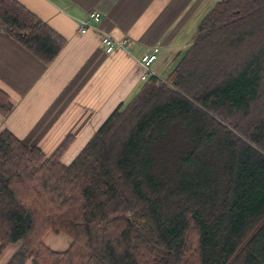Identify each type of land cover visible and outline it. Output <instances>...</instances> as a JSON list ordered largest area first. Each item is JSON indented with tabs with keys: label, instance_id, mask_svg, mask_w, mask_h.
<instances>
[{
	"label": "trees",
	"instance_id": "trees-1",
	"mask_svg": "<svg viewBox=\"0 0 264 264\" xmlns=\"http://www.w3.org/2000/svg\"><path fill=\"white\" fill-rule=\"evenodd\" d=\"M0 30L47 64L66 42L17 0H0ZM192 41L68 164L71 138L47 154L0 130L7 264H264V0H219Z\"/></svg>",
	"mask_w": 264,
	"mask_h": 264
},
{
	"label": "crops",
	"instance_id": "crops-1",
	"mask_svg": "<svg viewBox=\"0 0 264 264\" xmlns=\"http://www.w3.org/2000/svg\"><path fill=\"white\" fill-rule=\"evenodd\" d=\"M17 1L66 42L47 64L0 30V89L12 104L8 114L0 111V130L12 131L47 154L71 138L61 156L68 164L143 82V55L158 45L160 53L152 69L170 71L175 57L190 46L201 20L219 0ZM92 10L101 12V22L82 33L80 21ZM106 33L125 47L107 53L102 43ZM57 234L51 242L45 237V242L52 249L65 250L72 239ZM19 246L9 245L0 255V264H7ZM25 264L33 263L29 259Z\"/></svg>",
	"mask_w": 264,
	"mask_h": 264
},
{
	"label": "built area",
	"instance_id": "built-area-1",
	"mask_svg": "<svg viewBox=\"0 0 264 264\" xmlns=\"http://www.w3.org/2000/svg\"><path fill=\"white\" fill-rule=\"evenodd\" d=\"M102 19L101 12L99 10H92L88 13L87 17L82 19L79 24L78 30L82 33L86 32L89 27H92L94 23H100ZM102 43L104 50L107 53H111L117 48H124L125 44L123 41L117 39L111 34H104L102 38ZM160 53V47L158 45L150 48L142 57V63L146 69L145 73L142 76V79L148 78L150 74L157 75L158 78L161 77L154 72L151 67L153 63L158 59Z\"/></svg>",
	"mask_w": 264,
	"mask_h": 264
},
{
	"label": "rangeland",
	"instance_id": "rangeland-1",
	"mask_svg": "<svg viewBox=\"0 0 264 264\" xmlns=\"http://www.w3.org/2000/svg\"><path fill=\"white\" fill-rule=\"evenodd\" d=\"M214 5H215V4H214ZM214 5H212V7H211L210 10L208 11V13L212 10V8L214 7ZM208 13H207V14H208ZM203 19H204V17H203ZM201 21H202V20H201ZM197 28H198V27H197ZM197 30H198V29H197ZM195 35H196V33H194L192 39H194ZM192 42H193V41H192ZM192 42H191V44H192ZM191 44H190V46H191ZM190 46H189V47H190ZM189 47H188V48H189ZM188 48L182 50V51L180 52V54L177 55V56L175 57V58H176V59H175V62L172 63V65H171V67H170V71H168L167 73H158L156 70L152 69V67H151V69H152L154 72H156V73L161 77V80H160V81H167V77H168L169 73H170L171 70L174 68L176 62H177V61L183 56V54L188 50ZM146 79H147V78H146ZM143 80H145V79H143ZM52 235H53V236H54V235L60 236V235H58L57 233H56V234H49V236H46L47 239L50 238V241H49V242H51ZM49 244H51V243H49ZM53 246H54V248H57V249H60V248H61L60 246H56V245H53Z\"/></svg>",
	"mask_w": 264,
	"mask_h": 264
}]
</instances>
